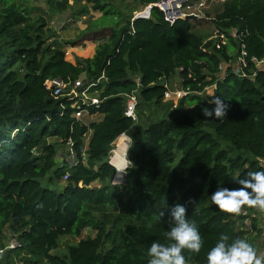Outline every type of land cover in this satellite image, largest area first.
Here are the masks:
<instances>
[{
  "label": "trees",
  "instance_id": "obj_1",
  "mask_svg": "<svg viewBox=\"0 0 264 264\" xmlns=\"http://www.w3.org/2000/svg\"><path fill=\"white\" fill-rule=\"evenodd\" d=\"M30 1L0 0V248L6 233L21 243L4 251L0 264H148L152 243H171L167 215L160 213L175 204L186 205L203 241L199 254L184 251L186 264H207L221 235L229 243L247 240L246 216L221 211L210 195L219 187H239L234 176L264 170V70L250 62L264 56V0L224 1L212 20L228 34L220 49L195 28V20L170 23L152 5L149 15L118 22L91 55L75 62L58 38L51 41L56 32L49 17L79 0H46L47 14L37 17ZM94 7L109 14L105 4ZM232 29L243 36L230 35ZM242 42L247 76L228 68L220 79V65L236 59ZM103 73L100 105L90 111L102 119L89 124L76 120L75 108L54 98L44 84L61 77L86 85ZM176 77L191 93L174 107L166 96ZM212 85L213 94H207ZM133 92L137 122L125 116L126 96ZM214 95L229 99L220 120L202 115ZM143 120L149 123L140 132ZM90 130L86 162L61 164L67 141L72 139L80 154ZM124 131L132 138L133 165L126 183L115 185L108 155ZM88 228L94 236L54 253L63 236L77 237Z\"/></svg>",
  "mask_w": 264,
  "mask_h": 264
},
{
  "label": "built area",
  "instance_id": "obj_2",
  "mask_svg": "<svg viewBox=\"0 0 264 264\" xmlns=\"http://www.w3.org/2000/svg\"><path fill=\"white\" fill-rule=\"evenodd\" d=\"M152 5L157 6L164 12L166 20H168L170 23H174L177 19L185 18L186 16L194 17L192 18L193 20L201 19L203 17V9L208 7V2L207 0H159L154 4L146 5V8L150 9ZM139 16H141L140 13L135 14L131 19L132 23L133 20ZM209 19L213 20L214 17ZM230 35L241 38L243 36V33L238 32L237 29H232L230 31ZM207 40H213L215 46L220 49L224 44L228 42V34L213 26L212 34ZM247 59L248 52L245 49V43L242 42L240 52L237 55L236 59L229 60L228 62H223L220 65L219 78L221 79L225 76L228 68L231 69L232 73H236L239 76H247V72L245 70L249 66V62ZM250 62L254 64L255 69L264 70V56L262 58L252 56L250 57ZM101 79H105L104 73L96 81L90 82L86 85L81 80L72 82L70 80L66 81L61 77L48 78L45 80L44 84L46 89L54 98L63 99L64 102L70 103V106L72 108H75L73 117L76 120L85 122L84 118L91 116V109L100 105L101 99L98 85ZM178 79L179 81H181L180 77H178ZM212 86L214 87V85ZM188 93L191 92L183 90L181 88L170 90L166 96V100L168 98H171L172 96L179 100ZM137 107V93L133 92L131 94H127L125 103V116L131 118L134 122L138 121ZM90 134L91 130L85 138V142L80 149V154L76 151L72 139H69L67 141L65 153L59 156V161L61 162V164L66 162L70 167H76L80 163L86 162L89 141L88 136ZM131 144L132 138L128 131L122 132L111 144L108 161L115 168V176L112 181V183L115 185H122L124 183V178L127 170L133 165L132 161L128 158V150L131 147ZM67 178L68 175H65L64 180H66ZM240 213H242L243 215H247L245 211ZM20 246V241L16 237H13L11 240L6 242L4 248H0V258L5 250L15 249Z\"/></svg>",
  "mask_w": 264,
  "mask_h": 264
},
{
  "label": "rangeland",
  "instance_id": "obj_3",
  "mask_svg": "<svg viewBox=\"0 0 264 264\" xmlns=\"http://www.w3.org/2000/svg\"><path fill=\"white\" fill-rule=\"evenodd\" d=\"M73 2L74 0H70V3ZM207 2L208 7L203 9V17L195 20L193 23H195L194 26H196L195 28L197 30L207 28L211 34L213 31V22L209 18H213L221 10L224 0H207ZM97 3L105 4L107 9H109V14H105L100 9H96L94 6ZM29 4L33 7L31 13L34 17L45 15L48 12L46 0H31ZM137 13H140L141 16L149 15V9L146 8V5L141 4V0H79L65 12L49 17V26L53 27L56 32V36L51 41L54 38H58L64 44L67 58L75 62L78 57L91 55L95 47L107 39L111 29L118 26V22L125 23L127 18L132 19ZM179 85L180 81L176 77L172 83V90L180 88ZM213 89V86L208 87L206 89L207 94H212ZM166 101L174 103V107H176L179 100L172 96ZM185 110L193 112L195 111V106H186ZM98 120L99 116L91 122ZM85 122L88 123L89 121ZM148 123L149 120L140 121L138 124L140 132ZM125 183L126 175L123 185ZM99 184L100 182H96L93 185ZM244 209L245 213H247L244 216L247 219H245L243 226L250 231L247 236V241L256 249L258 255H264V212L255 208L250 209L249 207ZM249 216H252L256 221L255 229L251 224V218ZM94 235L95 231L88 228L83 230L82 234L77 237L72 235L63 236L60 240L59 248L54 253L64 254L67 252V246L74 245L81 239ZM13 237L11 234L6 233V242Z\"/></svg>",
  "mask_w": 264,
  "mask_h": 264
},
{
  "label": "clouds",
  "instance_id": "obj_4",
  "mask_svg": "<svg viewBox=\"0 0 264 264\" xmlns=\"http://www.w3.org/2000/svg\"><path fill=\"white\" fill-rule=\"evenodd\" d=\"M228 100L221 95L211 96L209 106L202 108V115L207 119H222L230 107ZM261 166L264 168V162H261ZM233 180L239 187H219L210 195L212 204L234 215H238L244 206L264 212V170L250 171L242 177L234 176ZM186 212L185 204H175L169 206L166 213H160L161 217L167 215L169 230L166 237L171 243H152L147 250L150 257L148 264H186L185 250L200 253L203 246L201 235L195 222L187 218ZM228 241L227 235L219 237L207 253V264H264V255H258L246 239Z\"/></svg>",
  "mask_w": 264,
  "mask_h": 264
},
{
  "label": "crops",
  "instance_id": "obj_5",
  "mask_svg": "<svg viewBox=\"0 0 264 264\" xmlns=\"http://www.w3.org/2000/svg\"><path fill=\"white\" fill-rule=\"evenodd\" d=\"M199 30V29H198ZM199 32H205V33H207L208 34V36H207V39L211 36V34H210V31L206 28V29H204V28H201L200 30H199ZM213 91H214V89H213ZM213 91H212V94H213ZM98 116H88V117H86L85 118V121H89L90 123H91V121L93 120V119H95V118H97ZM102 119V116H99V120H101ZM88 122V123H89ZM91 135V134H90ZM90 135L88 136V140H89V138H90Z\"/></svg>",
  "mask_w": 264,
  "mask_h": 264
},
{
  "label": "water",
  "instance_id": "obj_6",
  "mask_svg": "<svg viewBox=\"0 0 264 264\" xmlns=\"http://www.w3.org/2000/svg\"><path fill=\"white\" fill-rule=\"evenodd\" d=\"M192 18H194V17H192V16H186L184 19H192Z\"/></svg>",
  "mask_w": 264,
  "mask_h": 264
}]
</instances>
